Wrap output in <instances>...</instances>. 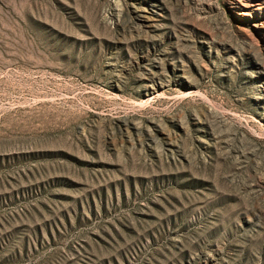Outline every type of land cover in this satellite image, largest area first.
<instances>
[{"label": "rangeland", "instance_id": "rangeland-1", "mask_svg": "<svg viewBox=\"0 0 264 264\" xmlns=\"http://www.w3.org/2000/svg\"><path fill=\"white\" fill-rule=\"evenodd\" d=\"M0 264H264V0H0Z\"/></svg>", "mask_w": 264, "mask_h": 264}]
</instances>
